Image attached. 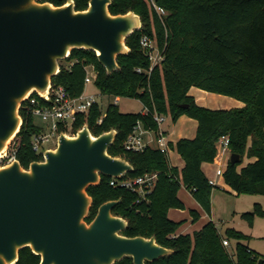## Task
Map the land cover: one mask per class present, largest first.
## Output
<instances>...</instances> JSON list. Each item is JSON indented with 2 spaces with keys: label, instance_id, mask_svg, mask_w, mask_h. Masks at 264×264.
<instances>
[{
  "label": "trees",
  "instance_id": "trees-1",
  "mask_svg": "<svg viewBox=\"0 0 264 264\" xmlns=\"http://www.w3.org/2000/svg\"><path fill=\"white\" fill-rule=\"evenodd\" d=\"M66 1L45 2L59 7ZM153 1L166 12L165 16L159 17L148 0H112L108 7L112 16L132 11L141 21L140 30L125 40L129 52L116 59L118 71L107 76L93 52L72 50L64 61L67 66L59 62L58 74L51 77L53 87H62L72 98H77L84 89V67L93 65L94 87L99 94L136 99L143 112H148L123 114L112 103L102 112L95 104L73 123L74 133L84 124L95 137L110 130L116 132L107 153L112 158L125 159L132 166L133 173L125 179L158 173L155 186L145 200H139L136 192L111 187L112 178L102 176L99 185L86 190L92 205L85 222L93 219L104 202L120 199L112 214L127 222L123 236L146 239L154 236L159 246L173 251L168 257L146 264H257L258 260H263L264 264V257L239 243L248 241L249 236L228 229L222 237L212 223L191 234L175 235L182 223L167 217L169 209H184L178 199L182 187L190 192L206 215L210 214L214 187L201 171V165L214 162L221 152L222 138L229 139L227 152L239 156L234 164L227 163L222 175L224 184L237 195H264V0ZM73 2L75 10L82 11L89 0ZM144 37L153 41L161 54L162 60L156 66L151 67L141 48L140 41ZM137 69L141 73H137ZM190 88L231 97L244 108L225 111L200 107L188 96ZM31 96L43 103L37 94ZM27 105L22 102L20 106V130L13 139L17 144L15 158L25 169L41 161L30 144L41 128L34 124ZM153 112L168 116L171 122L185 115L197 124L193 139L181 138L175 144L169 143V149L183 160L181 170L171 167L168 157L153 148L133 153L123 149L136 122L146 130H157ZM246 157L255 161L237 170ZM189 215L197 221L196 212L189 211ZM255 217L264 218V209L259 204L240 215L249 226ZM223 239L237 241L232 254L222 246ZM39 262L38 256L24 248L19 251L15 264ZM116 264H132V261L125 258Z\"/></svg>",
  "mask_w": 264,
  "mask_h": 264
},
{
  "label": "water",
  "instance_id": "water-1",
  "mask_svg": "<svg viewBox=\"0 0 264 264\" xmlns=\"http://www.w3.org/2000/svg\"><path fill=\"white\" fill-rule=\"evenodd\" d=\"M45 1L0 0V155L20 130L22 102L47 94L59 62L72 50L93 52L109 76L120 69L117 57L129 52L125 40L141 27L132 11L109 14L112 0H89L82 11L73 0L59 7ZM115 136L114 130L92 136L84 124L74 136L60 133L55 148L27 169L17 160L0 167V264H15L24 248L39 264H116L125 258L146 264L173 254L154 236L121 234L127 222L112 214L120 199L104 202L85 222L92 205L87 188L102 176L133 173L125 159L107 153ZM238 160L230 154L229 163Z\"/></svg>",
  "mask_w": 264,
  "mask_h": 264
},
{
  "label": "built area",
  "instance_id": "built-area-1",
  "mask_svg": "<svg viewBox=\"0 0 264 264\" xmlns=\"http://www.w3.org/2000/svg\"><path fill=\"white\" fill-rule=\"evenodd\" d=\"M154 11L159 15V17L165 16L166 12L157 7L153 0H148ZM141 48L144 55L151 62V67L156 66L162 60L161 54L159 53L156 45L149 38L144 37L140 41ZM84 89L83 92L77 98H72L62 87H49L48 92L45 96H39L43 103L37 98L31 95L24 100L27 102L26 106L27 112H30L33 118L36 117L43 123L41 132L31 139L32 149L36 155L41 156L44 151L53 150L51 148H46L47 145L55 144L57 137L60 133L65 136H74L73 123L76 121L78 116L86 115L89 109L97 104L101 98H109L107 96L101 95L99 93L92 94L86 92V87L88 85H94L96 80V70L93 65H87L84 67ZM137 73H141V70L137 69ZM38 96V95H37ZM112 104L116 105L118 97L112 98ZM147 110H144V114H147ZM165 116H162L156 112H153L152 119L157 125V130H146L143 125L139 122L135 123V126L130 135L126 138L123 144V149L125 152H142L147 148H153L159 151L164 156L168 155L169 143L166 140L164 133L162 132V124L164 123ZM100 122V121H99ZM63 131H60V129ZM222 148L221 151H227V146L229 144V139L222 138ZM17 144L14 142L9 150L5 151L0 155V167L6 164L16 161L15 149ZM224 171L217 169L216 175L222 177ZM158 178V173L152 172L150 174H145L137 178L125 179V177L112 179L110 181L111 187H122L126 190L136 192L139 195V200H145L155 186ZM213 186V182H209ZM222 246L227 248L229 243L227 240H222Z\"/></svg>",
  "mask_w": 264,
  "mask_h": 264
},
{
  "label": "rangeland",
  "instance_id": "rangeland-1",
  "mask_svg": "<svg viewBox=\"0 0 264 264\" xmlns=\"http://www.w3.org/2000/svg\"><path fill=\"white\" fill-rule=\"evenodd\" d=\"M63 67L67 66V63L64 61L60 62ZM87 93L97 94V90L94 85H88L86 87ZM210 95L219 96L218 94L212 93ZM214 98H211L212 101H201L200 104L207 106L208 108L215 109L218 108L219 102H214ZM232 99V98H231ZM112 98H101L99 102L100 110L105 112L106 106L109 103H112ZM118 110L123 114H132V113H141L143 112L141 103L136 99L128 98H118L116 102ZM231 109V108H230ZM210 110V109H209ZM196 122L185 115L180 116L175 122H171L168 116H165L164 123L162 124L163 131L169 135L172 143L175 144V140L181 135H187L192 128L194 127V136L196 134ZM34 124L42 126L43 123L39 118L34 119ZM188 132V133H186ZM14 141H10L7 145L5 151L9 150ZM56 144H49L46 148H55ZM170 156L173 158L176 157V152L170 150ZM248 161V158H243L241 166ZM173 162V161H172ZM222 177H218L217 185L224 187L221 184ZM224 192H220L218 187L214 186V189L210 196V204L212 205L211 220L212 224L218 228L220 235L224 237L225 230L234 229L235 231L249 236L248 241H244L245 245L249 246L250 251L254 254L264 257V218L255 217V220L252 226H249L245 221L240 218V215L251 211L255 204H259L262 209H264V195H254V194H235L232 190H227L226 187ZM213 197V199H211ZM232 240V245H234ZM229 254H232L233 250L228 246L225 248Z\"/></svg>",
  "mask_w": 264,
  "mask_h": 264
},
{
  "label": "crops",
  "instance_id": "crops-1",
  "mask_svg": "<svg viewBox=\"0 0 264 264\" xmlns=\"http://www.w3.org/2000/svg\"><path fill=\"white\" fill-rule=\"evenodd\" d=\"M211 93L208 92H204L202 90L199 89H195V88H190L188 91V96L192 97L194 100V103L200 107L206 108V109H210V110H225L228 111L230 108L231 109H242L244 108V105L235 100V99H231V97H224V96H213L210 95ZM211 98H214L213 100H215L214 102H219V106L218 108L215 109H211L208 108L207 106L200 104L199 100L205 102V101H212ZM144 113V112H143ZM196 124V123H195ZM195 127V126H194ZM194 127L192 128V131H188L186 133H188L187 135H181L178 138H176L175 140L178 141L181 138H185V139H193L194 138V134H193V130ZM197 127V124H196ZM166 140L168 141V143H172V140H170L169 135L163 131ZM171 151L169 150L168 152V162L169 165L171 167H174L178 170H181L184 163L183 160L180 158V156L175 155L176 157H172L170 156ZM230 159V153H228L227 151H221L218 156L214 159V162L212 164H208V163H203L201 165V171L205 174L207 180L209 182H213V187H218L220 192H224L225 188H227V190H232L231 188L227 187L224 184L223 181V177L221 180V184L224 185V187L218 186L217 185V181H218V177L216 175V170H222L224 171L226 168L227 163L229 162ZM173 161V162H172ZM255 159H248V161H246V163L244 164V166H246L247 163H251L254 162ZM244 166H240L238 167L237 170H239L241 167ZM233 191V190H232ZM234 192V191H233ZM235 193V192H234ZM236 194V193H235ZM178 199L180 200V202L182 204H184V209L183 210H178V209H169L167 212V217L169 220L177 222V223H182V225L177 229L175 235H182L184 236L185 234H191L193 232H197L199 231L203 226H205L208 223H213L211 220V212H212V205H211V209H210V214L206 215L203 210L201 209L200 205H198L192 198L190 192L188 190H186L185 188L182 187V189L179 191L178 193ZM213 199V197L211 198ZM189 211H194L198 214V219L197 221H193L191 216L189 215ZM216 227V225H215ZM218 234L220 235V232L218 230V228L216 227ZM246 236V235H245ZM235 241V240H233ZM232 241H229V246L230 248L233 250L235 244L237 243V241L234 242V245H232L231 243ZM239 243L245 245L244 241H240ZM247 247V249H249V246L245 245ZM250 250V249H249Z\"/></svg>",
  "mask_w": 264,
  "mask_h": 264
}]
</instances>
